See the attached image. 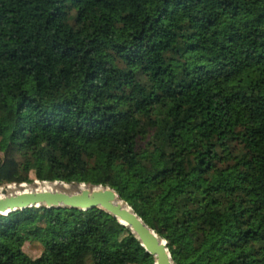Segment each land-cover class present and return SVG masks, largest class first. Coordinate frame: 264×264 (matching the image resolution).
<instances>
[{"label":"trees","instance_id":"1","mask_svg":"<svg viewBox=\"0 0 264 264\" xmlns=\"http://www.w3.org/2000/svg\"><path fill=\"white\" fill-rule=\"evenodd\" d=\"M115 190L175 264H264V0H0V187ZM54 264H156L103 210L0 216Z\"/></svg>","mask_w":264,"mask_h":264},{"label":"water","instance_id":"2","mask_svg":"<svg viewBox=\"0 0 264 264\" xmlns=\"http://www.w3.org/2000/svg\"><path fill=\"white\" fill-rule=\"evenodd\" d=\"M37 184L67 185L59 182H37ZM74 186L76 188L71 191H49L36 188L9 193L8 189H3L0 194V216L34 207L80 211L100 209L116 218L120 224L130 228L146 252L156 260V264H175L167 242L150 228L127 203L121 200L115 190L85 184ZM119 200L125 205L120 204Z\"/></svg>","mask_w":264,"mask_h":264},{"label":"rangeland","instance_id":"3","mask_svg":"<svg viewBox=\"0 0 264 264\" xmlns=\"http://www.w3.org/2000/svg\"><path fill=\"white\" fill-rule=\"evenodd\" d=\"M30 179L33 180L34 183L31 184L23 183L21 185L11 184L7 186H2L0 187V191H2L3 189H8L9 193H15L21 190H32L38 188L36 184L37 182L40 181L36 180L34 174L30 175ZM57 185L59 186L58 190L67 189L71 191L76 188L75 186H71V185H63V184H57ZM19 246L23 249L25 255L18 260L17 264H54L46 260H43L41 258L43 254V249L38 243H33V242L19 243Z\"/></svg>","mask_w":264,"mask_h":264},{"label":"bare ground","instance_id":"4","mask_svg":"<svg viewBox=\"0 0 264 264\" xmlns=\"http://www.w3.org/2000/svg\"><path fill=\"white\" fill-rule=\"evenodd\" d=\"M37 185V187L39 188V189H42V190H49V191H51V190H53V191H55V190H58V185L57 184H55L54 186H52V185H50V184H36ZM52 186V187H51ZM67 187V186H66ZM64 191H69V190H67V189H63ZM1 192L2 191H0V194H1ZM119 203L120 204H123V205H125V203L124 202H122L121 200H119ZM127 225V224H126Z\"/></svg>","mask_w":264,"mask_h":264}]
</instances>
